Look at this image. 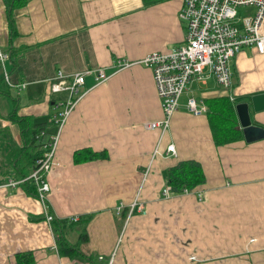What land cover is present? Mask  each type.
Wrapping results in <instances>:
<instances>
[{"label": "crops", "instance_id": "0c3cea01", "mask_svg": "<svg viewBox=\"0 0 264 264\" xmlns=\"http://www.w3.org/2000/svg\"><path fill=\"white\" fill-rule=\"evenodd\" d=\"M18 3L0 0V51L8 54L4 67L16 85L7 84L0 64V264H17L16 255L28 252L35 264H264V139L216 146L209 111L187 109L189 97L239 104L264 94V55L242 49L231 63L230 88L214 76L194 79L160 139L159 129L144 126L164 116L154 76L135 62L184 42V0H27L14 9L12 38L9 12ZM87 69L109 77H85L61 129L46 208L22 184L6 186L15 179L8 155L23 146L9 117L18 107L19 115L46 122L50 140L65 109L58 106L68 100L50 93L52 82L59 72ZM251 118L264 128V111L251 109ZM171 144L176 156L166 154ZM83 148L106 151L109 159L75 165L74 152ZM183 161L198 162L206 183L166 198L168 171ZM70 178L85 182L74 188ZM46 209L61 219L94 214L84 258L60 257Z\"/></svg>", "mask_w": 264, "mask_h": 264}, {"label": "built area", "instance_id": "2783aa9c", "mask_svg": "<svg viewBox=\"0 0 264 264\" xmlns=\"http://www.w3.org/2000/svg\"><path fill=\"white\" fill-rule=\"evenodd\" d=\"M241 9H252V13L242 14ZM179 18L186 28L184 42L169 52H151L135 62L153 72L164 116L161 120L148 122L144 126L148 130L159 129L160 139L170 129L172 118L179 109V100L194 79L206 80L214 76L219 85L230 88L231 63L242 49L251 47L264 55V0H184ZM7 59L8 54L0 51V64L3 67ZM127 65L129 64L118 62L117 66L122 68ZM91 73L96 74L98 82L106 81L109 77L104 70L87 69L69 76H65L63 72L58 73L51 84L50 93H69L68 100L58 106H65L64 111L54 120L59 127L58 132L45 146L46 151L35 164L31 175L24 180L12 179L6 185L15 187L24 181L32 180L38 190V199L46 208L47 195L50 192L47 176L57 165L55 155L61 129L79 100V97L74 99V95L79 92V87L84 85L85 77ZM4 79L9 86H16L10 80L5 67ZM17 87L20 92L26 85ZM187 109L195 115L209 111L204 102H199L194 97L188 98ZM154 154H160L158 148ZM166 154L176 156L173 144L168 145ZM172 193V186L167 182L162 194L169 198ZM123 207L124 205H121L117 211L121 213ZM45 213L47 221L51 223L53 216L48 214L47 209ZM70 220L78 221L79 216Z\"/></svg>", "mask_w": 264, "mask_h": 264}, {"label": "trees", "instance_id": "16d2710c", "mask_svg": "<svg viewBox=\"0 0 264 264\" xmlns=\"http://www.w3.org/2000/svg\"><path fill=\"white\" fill-rule=\"evenodd\" d=\"M20 1L22 3H18L16 6L12 5L9 12L12 38L16 36L14 9L25 5L27 2V0ZM145 1L152 2L153 0ZM12 56H14L13 52ZM206 102L209 107L208 115L216 146L243 140L244 135L238 125L236 101H231L229 97H222L209 99ZM9 119L19 125L23 146L20 148L14 146L8 155V161L13 169V177L16 180H24L31 175L35 164L43 157L46 151L45 146L50 141L46 137L49 134L46 133L47 123L37 121L32 116L19 115L18 107L10 115ZM99 159H109L108 153L106 151L96 152L91 148H83L76 150L73 155V162L77 165ZM167 181L172 186L174 193L181 194L184 191L192 192L203 186L206 183V177L198 162L183 161L168 171ZM21 184L30 195L38 197L37 187L32 180L24 181ZM123 215L124 219L128 217L127 213ZM93 217L94 214H87L82 215L78 221H73L53 216L50 224L56 236V247L60 257L70 259L85 257L81 252V246L89 240L87 228ZM16 260L17 264L36 263L35 256L31 252L17 254Z\"/></svg>", "mask_w": 264, "mask_h": 264}, {"label": "water", "instance_id": "95a60500", "mask_svg": "<svg viewBox=\"0 0 264 264\" xmlns=\"http://www.w3.org/2000/svg\"><path fill=\"white\" fill-rule=\"evenodd\" d=\"M251 109L256 113L264 111V94L254 95L251 97L250 102L236 105L240 127L245 140L249 143L264 139V128L253 124Z\"/></svg>", "mask_w": 264, "mask_h": 264}, {"label": "rangeland", "instance_id": "374dc122", "mask_svg": "<svg viewBox=\"0 0 264 264\" xmlns=\"http://www.w3.org/2000/svg\"><path fill=\"white\" fill-rule=\"evenodd\" d=\"M240 12L242 13V14H246V13H252V9H247V10H245V9H241L240 10ZM139 66H141V65H139ZM152 71V70H151ZM153 73V72H152ZM81 93H83V86H80L79 87V92L78 93H76L75 95H74V99H76L77 97H79L80 95H81ZM64 95H65V97H66V95H68V97H69V93H63ZM156 94H157V97H158V99H159V101H160V103H161V100H160V98H159V96H158V93H157V90H156ZM43 120H45V121H47L48 119H44V118H42ZM54 122V121H53ZM54 124H55V122H54ZM56 125V124H55ZM57 126V125H56ZM58 129H59V127L57 126L56 127V133L58 132ZM62 131H63V129H62ZM61 134H62V132L60 133V137H61ZM47 138H49V134L46 136ZM60 145V146H59ZM57 146H58V150L60 149V147H61V142H60V144L58 143L57 144ZM57 153L58 152H56V155H55V161L56 162H58L57 160H58V156H57ZM75 164V163H74ZM76 165V164H75ZM56 166L57 165H55L53 168H52V170L48 173V176H47V180H48V182H49V184L51 185V182H50V176H51V174L53 173V171L56 169ZM84 180H79V179H73V178H70V185H71V187H74V188H76L78 185H82V184H84ZM52 187V186H51Z\"/></svg>", "mask_w": 264, "mask_h": 264}]
</instances>
